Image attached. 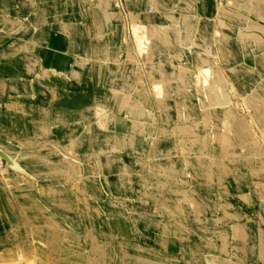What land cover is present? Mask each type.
<instances>
[{
    "label": "rangeland",
    "instance_id": "obj_1",
    "mask_svg": "<svg viewBox=\"0 0 264 264\" xmlns=\"http://www.w3.org/2000/svg\"><path fill=\"white\" fill-rule=\"evenodd\" d=\"M257 1L0 0V264H264Z\"/></svg>",
    "mask_w": 264,
    "mask_h": 264
},
{
    "label": "crops",
    "instance_id": "obj_2",
    "mask_svg": "<svg viewBox=\"0 0 264 264\" xmlns=\"http://www.w3.org/2000/svg\"><path fill=\"white\" fill-rule=\"evenodd\" d=\"M254 6H256V12H260V13H264V0H258L257 1V4H255ZM59 42V41H58ZM56 42V43H58ZM27 57V56H26ZM20 59V58H18ZM17 59V56L12 58L11 60H9L7 63H9L8 65L6 66H1L3 67V69L0 68V77L1 78H7L8 81L10 80L9 78H12V77H16V76H19V72L22 71V68H19L18 66H16V61L18 60ZM25 74H27V72H25ZM7 89L8 90H13L14 89V86L13 84H8L7 85ZM50 94L52 93L51 90L49 91ZM55 92V91H54ZM58 95V94H57ZM43 98V96H42ZM60 98V97H59ZM44 101V100H43ZM48 101V100H47ZM54 102V101H53ZM44 103L46 104H50L51 102H46V100L44 101ZM72 108V106L70 107Z\"/></svg>",
    "mask_w": 264,
    "mask_h": 264
},
{
    "label": "bare ground",
    "instance_id": "obj_3",
    "mask_svg": "<svg viewBox=\"0 0 264 264\" xmlns=\"http://www.w3.org/2000/svg\"><path fill=\"white\" fill-rule=\"evenodd\" d=\"M98 75H99V73H98ZM100 76V75H99ZM74 126H75V124H74ZM10 148V147H9ZM14 152H8V151H6V150H4L3 148H1L0 147V155H1V157H3V158H5V155L6 156H8V158L10 159H6L5 158V160H8V161H11V160H13V158H14ZM130 258V257H129ZM130 260H132V258L130 259ZM164 261V260H163ZM132 263V262H131ZM133 264V263H132Z\"/></svg>",
    "mask_w": 264,
    "mask_h": 264
}]
</instances>
